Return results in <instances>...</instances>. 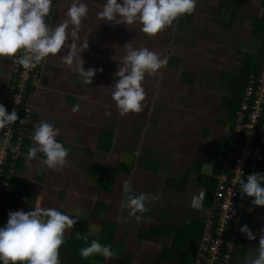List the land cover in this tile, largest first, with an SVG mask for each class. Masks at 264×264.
I'll return each instance as SVG.
<instances>
[{"label":"crops","instance_id":"1","mask_svg":"<svg viewBox=\"0 0 264 264\" xmlns=\"http://www.w3.org/2000/svg\"><path fill=\"white\" fill-rule=\"evenodd\" d=\"M83 2L88 12L79 35H87L88 47L81 52L82 67H92L94 75L90 84H83L75 66L69 70L60 61L67 47L44 59L28 100L30 136L11 168L9 190L17 193L12 211L56 208L86 220L88 234L101 245H107L109 237L115 254H129V264H171L168 257L173 253L165 250L173 238L150 230L205 219L215 168L223 164L221 141L230 135L231 123L221 99L233 90L226 87L222 74L236 76L243 60L257 53L260 39L252 28L261 0H196L191 14L177 17L151 36L139 31L138 24L97 20L104 0ZM67 6L68 0H56L52 27L66 18ZM126 43L158 53L166 64L145 76L141 111L121 115L111 92ZM12 60L0 56V104ZM41 121L58 129L56 139L69 150L66 165L59 169L47 168L42 153L27 157ZM262 162L255 172L264 173ZM125 184L132 195L147 196L146 211L136 214L139 220L122 207L129 195ZM200 192L204 195L199 207H192V197ZM251 199L246 196L240 226L247 224L255 238L249 240L239 231L232 264H250L264 236V206L251 204ZM70 233V228L65 229L64 239ZM61 245L58 256L63 257L70 246ZM103 259L105 264L119 261L116 256L92 255L93 264Z\"/></svg>","mask_w":264,"mask_h":264},{"label":"clouds","instance_id":"2","mask_svg":"<svg viewBox=\"0 0 264 264\" xmlns=\"http://www.w3.org/2000/svg\"><path fill=\"white\" fill-rule=\"evenodd\" d=\"M51 4L52 0H0V56L14 58L17 50L23 49L24 55L15 62L31 69L50 54L56 55L61 48L67 47L68 51L60 57V61L69 70L75 66L81 82L90 84L95 70L82 67L81 52L87 49L88 43L87 35H79L82 18L88 12L87 4L83 0H68L66 18L54 27L45 22ZM195 4L196 0H104L96 18L112 24H138L139 31L151 36L162 31L177 17L191 14ZM124 47L120 66L113 73V77L118 79H115L111 92V99L121 115L141 111L145 98L142 83L145 76H152L166 64L158 53L147 48H135L128 43ZM14 121H17L16 110L6 111L5 106L0 104V129ZM24 122V119L19 120V123ZM57 135L58 129L47 121H41L31 137L33 144L27 150L28 159L42 153V163L47 168L59 169L66 165L69 150L56 139ZM262 181L264 173L252 172L246 178L238 176L234 183L239 185L242 196L252 198L251 204L264 206ZM124 191L129 195L122 207L127 209L129 216L139 220L136 214L146 211L147 196L144 193L132 195L127 184ZM203 195L200 192L193 196L191 206L199 207ZM76 221V216L56 208L9 211L6 222L0 225V264H60L58 249L63 243L64 231L72 228ZM239 231L249 240L255 238V233L247 224L241 225ZM83 239L87 240V237ZM94 253L105 258L113 255L112 249L101 245L97 239L80 249L83 257ZM250 264H264V236L259 238L257 254Z\"/></svg>","mask_w":264,"mask_h":264},{"label":"built area","instance_id":"3","mask_svg":"<svg viewBox=\"0 0 264 264\" xmlns=\"http://www.w3.org/2000/svg\"><path fill=\"white\" fill-rule=\"evenodd\" d=\"M55 2L56 0H52L49 13L45 17L49 26H52ZM23 55L22 49L18 58ZM43 61L44 59L31 69H25L16 62L10 67L2 98L9 103L8 111L13 108L16 110L17 121L0 129V175L9 151L13 150V156H16L23 136L29 132L31 106L28 103L29 96L25 94L26 82L34 83L38 67ZM20 119L25 122L19 123ZM229 139L233 149H229L225 155L193 264H230L231 256L238 245V229L243 220L246 196L240 194L239 185L234 182L238 176L246 178L247 174L255 172L257 165L264 160V59L259 72L250 74L247 80ZM7 167L11 172L12 165L8 164Z\"/></svg>","mask_w":264,"mask_h":264},{"label":"trees","instance_id":"4","mask_svg":"<svg viewBox=\"0 0 264 264\" xmlns=\"http://www.w3.org/2000/svg\"><path fill=\"white\" fill-rule=\"evenodd\" d=\"M263 27H264V0H261L259 10L257 15L255 16V22L252 28V34L257 36L260 39V43L257 49V53L254 56H251V60H243V62L240 65V71L239 73L234 76L231 73L224 72L222 74V79L226 80V87L230 90H233L232 95H227L222 97L221 99V105L227 109L228 116L230 119V133L232 132L235 124L236 119V111L239 109L241 99L244 93L245 86L247 84V80L250 76V74H257L259 72L261 63L264 59L263 56V48H264V36H263ZM22 53V49H19L11 64L15 62V59H18V54ZM45 59V58H44ZM44 62V61H43ZM43 62H41V65L38 67V73L36 80L34 83L26 82V93L30 97V93L34 90L38 83L39 76L42 72V66ZM10 67L8 70V73L10 72ZM8 73L6 75V80L8 78ZM5 84V83H4ZM4 90V87H3ZM2 90V92H3ZM29 100V98H28ZM2 104L5 106L6 111H8L9 103L6 99L2 98ZM32 113V112H31ZM30 113V115H31ZM29 132L25 134L22 138V142L27 139L30 136V125L28 126ZM222 157L220 158V162L223 163L225 159V155L228 152L229 149H233L231 145V141L229 138L223 139L222 141ZM21 148V145H20ZM221 152V151H219ZM14 151L10 150L8 154V159L6 162V165H3V172L0 175V221L3 222L7 219V213L9 211H12V209L15 207L16 201L14 200L17 197V193L13 192V190H9V187L13 182L11 181L12 177L11 172L9 171V168L7 167L8 164H11L12 167L15 168V163L17 156H13ZM263 162H260L257 165V168L260 167V165ZM222 165V164H221ZM222 168H215V178H213V184H212V191L211 193L214 195L215 187L218 181L219 174L221 172ZM100 185V184H99ZM8 197V198H7ZM210 198V195L208 196ZM211 197V201H212ZM11 199L13 201L11 204L7 200ZM239 202V200H238ZM99 204L96 202V205ZM3 212V213H1ZM205 219H198V218H191L188 224L184 225H175V226H167L159 230L156 228H152L150 231L152 233H159V232H166L167 235H170L172 239V243L169 249L165 250V252L173 253L168 258L171 261V264H193L197 252V248L200 243V238L204 229ZM1 225V222H0ZM71 233L68 239H63L64 244H69L70 247L67 248V253H64L63 257L58 256V259L60 263L65 262L69 264H93L92 262V255H89L87 257H83L80 255V249L83 247H86L91 240L96 239L93 236H90L88 234V223L86 220H80L77 219L76 223L73 225L72 228H70ZM87 237V240L83 239V237ZM107 246L109 248H116V246L112 243L110 238H107ZM239 241V234H238V240ZM63 250L62 245H60L58 252ZM112 256H116L119 258L118 264H129L130 262V256L128 253L124 251H120L119 254H115V251H113ZM164 252V253H165ZM174 256V257H173ZM232 258L233 254L230 259V264H232ZM100 264H105L104 259L101 261Z\"/></svg>","mask_w":264,"mask_h":264},{"label":"rangeland","instance_id":"5","mask_svg":"<svg viewBox=\"0 0 264 264\" xmlns=\"http://www.w3.org/2000/svg\"><path fill=\"white\" fill-rule=\"evenodd\" d=\"M238 234H239V229H238Z\"/></svg>","mask_w":264,"mask_h":264}]
</instances>
